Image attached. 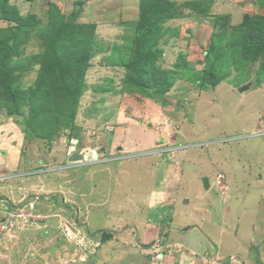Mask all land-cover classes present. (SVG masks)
Instances as JSON below:
<instances>
[{"label":"rangeland","instance_id":"obj_1","mask_svg":"<svg viewBox=\"0 0 264 264\" xmlns=\"http://www.w3.org/2000/svg\"><path fill=\"white\" fill-rule=\"evenodd\" d=\"M263 123L264 0H0V155L15 164L0 209V264H118L124 251L101 243L112 228L83 234L103 184L113 183L89 180L103 167L112 179V163L139 153L141 171L165 161L171 183L184 170L195 188L194 165L210 170L213 198L232 205L231 225L240 213L232 201L250 191L264 202ZM72 142L84 147L82 160H67ZM137 167L121 170L140 176ZM89 217L95 233L111 216ZM66 218L80 236L62 235ZM37 221L51 230L37 235Z\"/></svg>","mask_w":264,"mask_h":264},{"label":"crops","instance_id":"obj_2","mask_svg":"<svg viewBox=\"0 0 264 264\" xmlns=\"http://www.w3.org/2000/svg\"><path fill=\"white\" fill-rule=\"evenodd\" d=\"M207 100L210 101L211 99ZM252 124L254 127L255 120ZM260 124L262 123L260 122ZM252 129L247 127L244 130L246 133H250ZM191 131L196 132L192 128ZM196 133L199 134V132ZM263 134L261 133L260 136ZM257 136L251 135L250 137ZM116 145H118L117 148H121V145ZM249 145V149H251L252 143ZM250 153L252 155V152ZM142 155L139 153V155L131 156V159L129 158L131 161L128 162L112 163L111 168H109L115 172L113 175L111 173L112 179L109 175L103 176L102 172L105 170L103 167L99 169L102 171L97 172H100L99 174H94L100 176H97L98 179L93 175L89 180L92 183L97 180L98 183H101L102 178H107L113 182L111 185L103 184L102 203L88 210V215L82 223L85 225L87 235L98 236L102 230L108 232L105 229L112 228L109 231L112 234L111 237L104 239L101 243L114 242V244L119 245L116 246L120 247L119 250L124 251V259L118 261V264H264V202L262 197L258 201V198L252 196L249 191L248 193L243 192L242 197L244 198L241 201L237 203L232 201L233 205L240 208V213H237V217H233L235 221L230 225L225 215H229L232 205H225L222 199L219 202L216 201V196L214 198L212 196V188L205 190L202 186L201 176L206 175L208 178L209 176L214 178L213 174H210V170H206L197 164L194 165L196 186L193 188V186H188L189 179L185 177L187 174L184 170L183 173L182 171L180 173L183 174L180 179L177 178L172 183L168 182L162 166L165 161L158 163V160L153 158L155 162L141 171L138 163L142 161V157H144ZM7 159V155H0V209L2 205L5 209L3 212L7 211V190L11 191V188L7 189V169L15 165L10 158L11 165L8 164ZM148 159H150L148 156L146 159L144 158V162L149 163ZM261 162L264 164L263 160ZM217 163L219 165V162ZM92 164L94 165H90L94 167L102 165L97 162ZM124 165L138 166L140 176L128 171L123 172L121 169ZM188 165L189 162L186 161L185 164L181 165V168L185 169ZM255 177L253 176V179L257 181ZM260 178L258 181L264 186V178ZM211 180L209 179L210 182ZM62 182L60 186L64 188L65 182ZM57 185H59V181ZM87 185L89 186V183L82 188L83 191L89 189L86 187ZM68 188L72 189L73 187L68 185ZM108 189H112V191ZM226 189L230 190V187ZM31 193L36 194L38 192L32 191ZM261 193L263 194L262 190ZM172 195L175 196V201L172 200ZM229 197L234 199V197ZM14 198L15 201L12 200V202L15 205L19 206L24 203V198H21L20 194ZM36 198L38 199L39 196L34 197V199ZM86 199V201H90L88 204L95 202L92 193ZM84 204L85 207L88 206L86 202ZM24 208H28V206ZM93 208H96L95 213L97 215L111 216L106 223L104 222L94 228L95 233L89 229V214H95L91 212ZM33 212H42L38 204L35 205ZM252 215L253 218L250 219ZM46 223H35L41 228L36 231L38 232L37 235L43 229L51 230V227L47 228ZM114 225L116 226L114 227ZM97 230L99 231L96 234ZM151 242H154L153 245ZM162 247H169L170 249L166 250L167 253L160 255L158 260L152 261L149 253L153 249L159 251ZM176 247L181 250L177 251ZM182 249L185 250V253ZM231 256L236 259L229 260Z\"/></svg>","mask_w":264,"mask_h":264},{"label":"built area","instance_id":"obj_3","mask_svg":"<svg viewBox=\"0 0 264 264\" xmlns=\"http://www.w3.org/2000/svg\"><path fill=\"white\" fill-rule=\"evenodd\" d=\"M217 178L220 179L221 176H219V174H217ZM219 179L217 180V182H220ZM29 205L31 206V203ZM75 224H76V222L72 219H66V221H64V222L58 221L60 231L66 239L70 240V238H72V237L74 239L76 236H80V233L74 227ZM74 234H77V235L75 236ZM84 235H85V233H84Z\"/></svg>","mask_w":264,"mask_h":264},{"label":"water","instance_id":"obj_4","mask_svg":"<svg viewBox=\"0 0 264 264\" xmlns=\"http://www.w3.org/2000/svg\"><path fill=\"white\" fill-rule=\"evenodd\" d=\"M249 88V83L243 84L242 86H240L239 90L243 91ZM82 155L78 152L72 153L70 156H68L67 160L68 161H75L78 159H81ZM201 181H202V185L204 189H208L209 188V180L208 177L206 175L201 176Z\"/></svg>","mask_w":264,"mask_h":264},{"label":"clouds","instance_id":"obj_5","mask_svg":"<svg viewBox=\"0 0 264 264\" xmlns=\"http://www.w3.org/2000/svg\"><path fill=\"white\" fill-rule=\"evenodd\" d=\"M246 84V83H245ZM83 148L84 147H82V148H77L76 147V144L74 145L73 144V142L72 143H70V147L68 148V150H67V152H68V156H70L72 153H75V152H78V153H80L81 155H82V158L80 159V160H82L84 157H85V154H84V150H83ZM75 151V152H74ZM68 158V157H67ZM219 174V173H218ZM208 177V176H207ZM216 177V176H215ZM218 178L216 177V180H217ZM208 180H209V178H208ZM202 182V181H201ZM210 182V181H209ZM217 181H215L214 180V183H216ZM210 184V183H209ZM218 186V185H217ZM209 188H210V186H209ZM208 188V189H209ZM67 219V218H66ZM70 219H72V218H70ZM73 220V219H72ZM75 221V220H74ZM76 222V221H75ZM77 223V222H76ZM75 228H76V230H80V229H77V228H79L78 226H74ZM83 234H84V232H83ZM85 235H87L86 233H85Z\"/></svg>","mask_w":264,"mask_h":264},{"label":"bare ground","instance_id":"obj_6","mask_svg":"<svg viewBox=\"0 0 264 264\" xmlns=\"http://www.w3.org/2000/svg\"><path fill=\"white\" fill-rule=\"evenodd\" d=\"M260 101V100H259ZM216 179V178H215ZM216 181V180H215ZM213 185H214V182H213ZM68 261V260H67Z\"/></svg>","mask_w":264,"mask_h":264},{"label":"trees","instance_id":"obj_7","mask_svg":"<svg viewBox=\"0 0 264 264\" xmlns=\"http://www.w3.org/2000/svg\"><path fill=\"white\" fill-rule=\"evenodd\" d=\"M103 234H105V231L104 232H102Z\"/></svg>","mask_w":264,"mask_h":264}]
</instances>
